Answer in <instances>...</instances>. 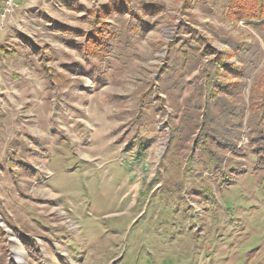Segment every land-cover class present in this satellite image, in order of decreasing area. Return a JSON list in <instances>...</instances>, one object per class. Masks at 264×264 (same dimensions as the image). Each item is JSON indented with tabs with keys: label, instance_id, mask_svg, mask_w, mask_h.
<instances>
[{
	"label": "rangeland",
	"instance_id": "1",
	"mask_svg": "<svg viewBox=\"0 0 264 264\" xmlns=\"http://www.w3.org/2000/svg\"><path fill=\"white\" fill-rule=\"evenodd\" d=\"M17 1L0 19V264H264L248 111L240 147L216 150L225 161L213 173L168 125L185 123L188 105L202 112V69L217 52L246 69L232 107L264 87V42L238 18L246 11L228 16L225 0ZM86 41L97 55L79 50ZM171 57L185 70L175 98L158 80Z\"/></svg>",
	"mask_w": 264,
	"mask_h": 264
},
{
	"label": "trees",
	"instance_id": "2",
	"mask_svg": "<svg viewBox=\"0 0 264 264\" xmlns=\"http://www.w3.org/2000/svg\"><path fill=\"white\" fill-rule=\"evenodd\" d=\"M224 8L228 16L240 15L242 11H246L245 15L238 16V18H240V21H255L256 23L250 24V27L264 42V22H261L264 19V0H225ZM106 39L103 42H106ZM97 42L95 45L102 44L100 39ZM84 43H79V50L83 49L94 54L98 52L96 49H92L93 47L88 45L87 41L86 44ZM225 55V53L217 52L211 64L205 65L202 69L204 79L198 87L200 96L202 95V112H198V108L188 105L185 109L186 116L183 117L185 123L180 125L179 122H168L171 130L170 136L179 135L177 139L178 146L184 147L187 144L186 142L192 141L195 150H198V154L202 153L207 158L209 172L213 173L221 170L225 161V155H219L216 150H227L232 154L240 147L237 135L240 132L239 128L241 129L245 113L248 111L246 118L248 146L252 149L251 152L257 161L258 168L264 171V87L256 91L255 84L253 85L252 93L248 101L246 100L248 103L245 105V109L232 107L227 100L235 93L234 90L233 92L230 91L231 84L238 87L240 81L245 78L246 69L243 67L241 59L238 58V64L231 63V61L225 59ZM239 57H245L244 53L239 54ZM170 60L171 64L164 67L160 74L161 78L158 80L165 90H172L171 96L175 98L184 87L183 72L185 70L182 66L183 62H180L181 60L172 57ZM251 62H249V65H251ZM188 68H191V66H188ZM230 75L236 76L237 80L234 83H231ZM169 91L167 92L168 95H170ZM160 100L162 101V99ZM196 103L197 101L194 104L196 105ZM214 108H216V111H214ZM233 118L240 124L237 129L233 127L237 125V123H233ZM221 131H223V135ZM232 131H235L234 134L227 138L224 137V134ZM168 142L170 143V141Z\"/></svg>",
	"mask_w": 264,
	"mask_h": 264
},
{
	"label": "built area",
	"instance_id": "3",
	"mask_svg": "<svg viewBox=\"0 0 264 264\" xmlns=\"http://www.w3.org/2000/svg\"><path fill=\"white\" fill-rule=\"evenodd\" d=\"M17 0H0V19L4 20L11 16L18 8Z\"/></svg>",
	"mask_w": 264,
	"mask_h": 264
}]
</instances>
